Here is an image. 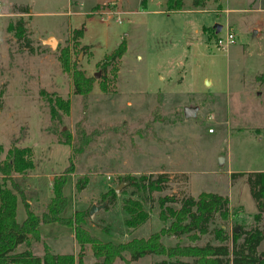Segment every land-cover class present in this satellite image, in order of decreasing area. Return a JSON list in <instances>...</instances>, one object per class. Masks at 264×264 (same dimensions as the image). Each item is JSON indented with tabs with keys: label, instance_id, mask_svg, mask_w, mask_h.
Wrapping results in <instances>:
<instances>
[{
	"label": "rangeland",
	"instance_id": "obj_1",
	"mask_svg": "<svg viewBox=\"0 0 264 264\" xmlns=\"http://www.w3.org/2000/svg\"><path fill=\"white\" fill-rule=\"evenodd\" d=\"M213 1L207 9L214 5ZM218 2L219 7L231 9V17L240 23L236 42L228 49L218 47L217 38L209 41L203 31L204 27L222 23L220 36L229 31L236 34L233 26L227 28L230 14L226 10L215 11L218 6L205 12L167 14L162 12L166 0H148L146 4L142 0H126V6L143 11L141 20L131 23L129 19L134 15H122L119 22L117 17L107 19L96 13L93 0H0V160L13 146L33 149L35 168L28 177L26 192L33 199L31 207L35 212L44 210L53 194L54 176L68 166L72 155V146L60 143L62 137L50 132V110L40 95L46 89L71 99V115L65 117V129L75 136L78 122L86 117V130L99 132L76 161L74 176L68 177L64 217L88 210L94 204H107L101 201L104 195L116 193V188L126 183L116 193V204L89 217L86 227L103 242L120 243L150 236L163 226L160 196L181 199L185 195L197 197L204 191L229 197L230 216L225 227L230 234L236 228L240 232L241 226L248 229L256 225L259 209L248 173L264 171V83L256 80L264 72V17L260 9L242 10L248 0ZM260 3L264 5V0ZM21 6H29L30 14L18 13L17 7ZM153 11L159 13L153 15ZM22 16L32 48L24 46L25 41L18 40L9 29ZM261 17L257 31L253 23ZM84 22L85 35L81 40L91 46L92 54L90 49L81 50L83 44L75 45L72 38L73 30ZM213 32L209 30L212 36ZM124 36L127 50L120 65L119 82L110 67V83L103 92V70L98 63L118 47ZM52 38L58 43L54 48L46 43ZM67 47L77 67L95 79L85 107L81 97L74 94L71 73L64 71L60 62L61 51ZM96 73L99 77H95ZM178 73L180 82H169ZM161 91L169 92L172 101H167ZM187 106L199 108L196 117L185 116ZM180 168L183 170H176ZM159 173H168L170 179L165 190L151 195L122 180L130 175ZM232 173L245 175L233 178ZM82 175H88L90 182L84 191L75 194V180ZM130 197L143 200L150 212L148 222L137 228L125 224L123 200ZM25 218L26 210L20 200L17 219L22 222ZM223 223L217 222L218 226ZM41 231L53 253L78 252L71 227L50 223L43 224ZM178 242L184 246L218 244L212 235L200 241L164 238L167 246ZM33 247L36 254H43L42 244ZM163 258L146 255L135 264H155ZM85 263H94L90 248ZM115 264L126 263L118 259Z\"/></svg>",
	"mask_w": 264,
	"mask_h": 264
},
{
	"label": "trees",
	"instance_id": "obj_2",
	"mask_svg": "<svg viewBox=\"0 0 264 264\" xmlns=\"http://www.w3.org/2000/svg\"><path fill=\"white\" fill-rule=\"evenodd\" d=\"M147 2L148 0H142L143 4ZM193 5L198 6V0H194ZM184 7L183 0H167L169 10ZM17 12L28 14L30 7H17ZM9 29L18 40L25 41L24 46L32 48V40L27 34L26 20L23 16L16 24L11 23ZM83 35L84 26L73 30L72 38L75 45H81L80 38ZM90 48L88 45L80 46L83 51ZM126 50L127 40L124 38L118 47L106 54L98 63L103 70V79L100 82L103 92L107 91V85L110 83L108 77L110 67H113L112 70L117 75ZM60 62L63 70L71 73L74 94L81 97L85 107L94 88V77L87 76L77 67L71 59L68 47L61 51ZM256 80L264 83V72L257 75ZM40 95L50 110V132L62 137L59 139L60 143L72 146V155L69 157L68 166L54 176L53 195L41 213L32 209L30 204L32 199L26 192L28 177L35 168L33 149L30 146H13L7 157L0 160V264H86L88 248L94 256L93 264H115L118 259L126 264H135L136 260L146 255L165 257L155 264H264V171L248 173L252 195L259 209L255 215L256 225L248 229L241 226L240 232L235 229L232 234L225 227L230 216L229 197L210 191L201 192L197 197L185 195L181 199L175 196H160L158 203L161 209L159 217L163 223L162 228L148 237H136L126 242H103L91 233L86 227L91 216L90 209L78 210L72 216L64 217L63 213L68 205L64 188L68 177L74 174L76 161L99 132L98 130L88 132L86 130L88 119L82 117L74 136L70 130L64 128L65 117L71 115L70 97L46 89H42ZM241 175L245 173H232L233 178ZM169 179L168 173L130 175L122 178L129 181L132 187L149 195L165 190ZM89 182L88 175L77 176L75 194L84 191ZM116 193L112 191L104 195L101 201H107L106 208L116 204L118 201ZM20 200L26 210V218L22 222L17 219ZM142 201L131 197L124 198L126 226L137 228L150 219V212L145 209ZM176 204L179 205L178 208L174 207ZM220 220L224 223L218 226L217 222ZM50 223H59L73 229L78 245L76 254L52 252L39 229L42 224ZM207 235H212L218 244L207 242L201 246H184L178 242L175 246H167L164 243L165 237L179 240L187 237L192 241H200ZM34 244L43 245V255L35 253Z\"/></svg>",
	"mask_w": 264,
	"mask_h": 264
},
{
	"label": "crops",
	"instance_id": "obj_3",
	"mask_svg": "<svg viewBox=\"0 0 264 264\" xmlns=\"http://www.w3.org/2000/svg\"><path fill=\"white\" fill-rule=\"evenodd\" d=\"M125 1L126 0H93V5H92V9H93V11H96V13H98L99 12V10H100V8L102 7V6H104V5H106V4H108V3H110V2H116V4H117V6H116V9L118 10V11H120L121 13H122V15H134V17H133V19L132 18H130L129 19V21L132 23L133 22V20H137V22L138 21H140L141 19L139 18L140 17V15L141 14H143L142 12V10H140L139 9V7H137V8H135V9H133V8H130L129 6H126V3H125ZM184 1V3H185V7L183 8V9H179V10H169L168 8H167V0H166V3H165V7H164V10L162 11V12H166L167 14H173V13H179V12H184V11H192V12H205V11H207V10H215V9H217V6H218V4H220L219 2H218V0H214L212 3L214 4V5H216V6H214V5H212L211 6V8L210 9H207L209 6H210V0H198V3H199V5L198 6H194L193 5V2H194V0H193V2H192V4L190 3H186V1L185 0H183ZM186 4H188L187 6H186ZM255 4V6L252 8L251 6H253ZM143 6V5H142ZM144 7H146V6H144ZM219 7V6H218ZM262 7V8H261ZM262 10V14H263V16L262 17H264V5H261V3H260V0H257V2L255 1V0H248V2H247V6L245 7V8H243L242 10H245L246 12H255L256 10ZM147 10H148V8H146V12H147ZM221 10H226V12L227 13H229L230 14V16L228 17V29L230 30V27L231 26H233V28H234V30L236 31V35H237V29L238 28H240V23H239V20H237V19H233L232 17H231V9H228L226 6H224L223 5V7H219L217 10H215V11H221ZM156 13H159V11H153V15H155ZM28 14H30V13H28ZM92 14H90V16H91ZM262 17H261V19H257L254 23H253V28H256L257 29V31H258V28H257V26L259 25V20L261 21L262 20ZM85 25H86V23L84 22V24L82 25V26H84V35H85ZM76 29H78V28H76ZM210 29H212L214 32H213V34H214V36H212V35H210V33H209V30ZM223 29H224V25L222 24V23H217L216 25H214V26H208V27H204V29H203V31L208 35V40L210 41L212 38H217L219 35H221L222 34V31H223ZM84 35H83V37H84ZM83 37H81L80 38V42L83 44V45H86V44H84L83 42H82V38ZM124 38H126L125 36L124 37H122V39H121V41L124 39ZM120 41V42H121ZM120 44V43H119ZM90 52H91V48H90ZM91 54H92V52H91ZM120 69H121V66H120ZM119 69V71H118V74H117V80H118V82H119V79H120V70ZM179 77H180V73H178L177 74V76H176V78H171L170 80H169V82H174V81H178V82H180V79H179ZM163 79H164V77H162ZM181 80H183V77L181 76ZM162 92V91H161ZM159 93V92H158ZM157 93V94H158ZM162 93H164L165 94V99L167 100V101H172L171 100V95H170V93L169 92H162ZM159 100V98H158V95H157V102H159L158 101ZM185 109V108H184ZM198 110H199V108H198ZM197 114H198V111H197ZM176 170H183V169H176ZM72 176H74V175H72ZM52 181V180H51ZM53 193V192H52ZM52 195L53 194H51L50 196H49V200H50V198L52 197ZM49 202V201H48ZM30 204L32 205L33 204V199L30 201ZM47 205V204H46ZM43 211V210H42ZM39 213V212H38ZM41 213V212H40ZM43 226V224L40 226V231H41V227ZM90 230V229H89ZM41 234L43 235V237H46L43 233H42V231H41ZM46 239V238H45ZM33 249H34V247H33ZM44 253V252H43ZM57 254V253H56ZM58 254H60V253H58ZM43 255V254H42Z\"/></svg>",
	"mask_w": 264,
	"mask_h": 264
},
{
	"label": "built area",
	"instance_id": "obj_4",
	"mask_svg": "<svg viewBox=\"0 0 264 264\" xmlns=\"http://www.w3.org/2000/svg\"><path fill=\"white\" fill-rule=\"evenodd\" d=\"M116 6H117L116 2H110V4L108 3L102 6L98 13L106 16L107 19H112L117 17L119 19V22H121L122 13L116 9ZM235 42H236V34L229 31L225 36L219 35L217 37L216 44L218 47L222 49H228Z\"/></svg>",
	"mask_w": 264,
	"mask_h": 264
},
{
	"label": "water",
	"instance_id": "obj_5",
	"mask_svg": "<svg viewBox=\"0 0 264 264\" xmlns=\"http://www.w3.org/2000/svg\"><path fill=\"white\" fill-rule=\"evenodd\" d=\"M47 44H49L52 48L57 46V40L54 38L47 40ZM95 77H99V73H96ZM198 107L197 106H187L184 109V114L187 118H193L197 116ZM220 163L224 161V157L221 155L219 158ZM126 185V183H121L117 188L116 192L119 193L121 189ZM106 206V203H103L102 205H92L90 208V214L93 215L95 212L99 211L100 209L104 208ZM236 231L239 232V228H236Z\"/></svg>",
	"mask_w": 264,
	"mask_h": 264
}]
</instances>
